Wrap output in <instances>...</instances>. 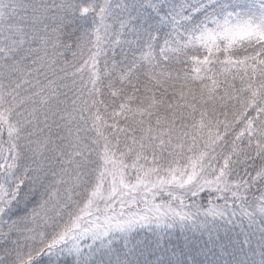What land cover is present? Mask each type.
<instances>
[{
    "label": "snow or ice",
    "instance_id": "obj_1",
    "mask_svg": "<svg viewBox=\"0 0 264 264\" xmlns=\"http://www.w3.org/2000/svg\"><path fill=\"white\" fill-rule=\"evenodd\" d=\"M0 264H264V0H0Z\"/></svg>",
    "mask_w": 264,
    "mask_h": 264
}]
</instances>
